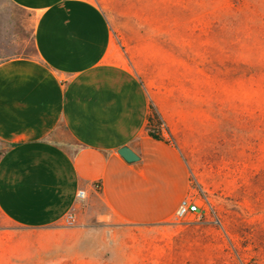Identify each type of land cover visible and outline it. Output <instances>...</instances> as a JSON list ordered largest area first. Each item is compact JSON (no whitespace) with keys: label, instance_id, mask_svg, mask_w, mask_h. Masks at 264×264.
<instances>
[{"label":"rangeland","instance_id":"obj_1","mask_svg":"<svg viewBox=\"0 0 264 264\" xmlns=\"http://www.w3.org/2000/svg\"><path fill=\"white\" fill-rule=\"evenodd\" d=\"M180 152L199 212L122 226L101 206L42 230L0 216V264H264V0H90ZM0 0V60L34 54Z\"/></svg>","mask_w":264,"mask_h":264},{"label":"crops","instance_id":"obj_2","mask_svg":"<svg viewBox=\"0 0 264 264\" xmlns=\"http://www.w3.org/2000/svg\"><path fill=\"white\" fill-rule=\"evenodd\" d=\"M6 1L31 15L34 54L0 60V216L27 231L96 206L127 227L173 218L189 194L187 166L162 134L147 135V93L120 62L101 9ZM122 147L138 160L121 158Z\"/></svg>","mask_w":264,"mask_h":264},{"label":"built area","instance_id":"obj_3","mask_svg":"<svg viewBox=\"0 0 264 264\" xmlns=\"http://www.w3.org/2000/svg\"><path fill=\"white\" fill-rule=\"evenodd\" d=\"M85 198H86L85 192L83 190H78L76 193V199L78 201H83L85 200ZM198 212H199V207L194 202L193 198H191L190 196H187L179 203L173 217L176 220H181V219L186 218L189 215L196 214ZM74 220L75 218L71 214H68L64 218V222L66 224H72Z\"/></svg>","mask_w":264,"mask_h":264},{"label":"trees","instance_id":"obj_4","mask_svg":"<svg viewBox=\"0 0 264 264\" xmlns=\"http://www.w3.org/2000/svg\"><path fill=\"white\" fill-rule=\"evenodd\" d=\"M160 121L157 113H152V115L147 116L145 131L147 135L155 140H161L162 137L158 131H156L155 124H158ZM155 123V124H154Z\"/></svg>","mask_w":264,"mask_h":264},{"label":"water","instance_id":"obj_5","mask_svg":"<svg viewBox=\"0 0 264 264\" xmlns=\"http://www.w3.org/2000/svg\"><path fill=\"white\" fill-rule=\"evenodd\" d=\"M117 153L128 163H132L138 160L137 156L128 147H122L118 149Z\"/></svg>","mask_w":264,"mask_h":264}]
</instances>
